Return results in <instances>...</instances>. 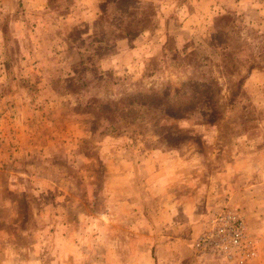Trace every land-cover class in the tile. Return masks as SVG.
I'll list each match as a JSON object with an SVG mask.
<instances>
[{
	"label": "rangeland",
	"instance_id": "rangeland-1",
	"mask_svg": "<svg viewBox=\"0 0 264 264\" xmlns=\"http://www.w3.org/2000/svg\"><path fill=\"white\" fill-rule=\"evenodd\" d=\"M263 2L216 0L222 36L207 53L190 41L208 35L188 15L196 0H0V264H187L161 254L162 226L138 204L172 166L161 151L220 177L213 206L244 213L259 249L247 264H264V91L248 76L264 70V15L238 17ZM144 37L149 59L133 61ZM202 72L236 103L214 128L137 104Z\"/></svg>",
	"mask_w": 264,
	"mask_h": 264
},
{
	"label": "crops",
	"instance_id": "crops-1",
	"mask_svg": "<svg viewBox=\"0 0 264 264\" xmlns=\"http://www.w3.org/2000/svg\"><path fill=\"white\" fill-rule=\"evenodd\" d=\"M196 1L198 6L195 9L192 8L188 15L191 19L196 18L198 22L199 20L200 22H206L208 35H204L203 37L202 34H200L198 38H194V36L197 37V34H195L194 36L190 35L186 38H194V41L192 39L190 41L195 43L200 52L210 53L213 49H216V41H220L222 36L220 28L216 26L218 14V11H216V0ZM205 1L208 2V6H203ZM242 7L243 5L239 8L238 17L245 15L244 18H248L250 16H255L256 14L258 16L260 14L264 15V2L258 7H254V5L250 4L252 10L248 11L249 15H247V13H242L244 12ZM199 12L202 14L198 15ZM200 17L202 19H200ZM158 18V27L160 28L159 25H161L162 16L160 15ZM162 22L164 24L163 29H166L167 20L165 19ZM184 26H186V23ZM181 30L182 32L177 38V41H188L185 39L183 33L184 29ZM149 33L153 34L152 32ZM122 42L124 44L125 42H127V44L129 43V41ZM130 42H133L134 46L126 50V53L133 58V61H135L136 58L138 62L141 60L144 62V60L149 59L148 56L151 54L150 50L153 46V41H149L147 37H144L143 41ZM160 45L164 44H161L160 42ZM237 49L236 52L234 51L236 55L234 58L237 60L238 58L245 57V52L239 47ZM248 61V57L246 56L243 64ZM240 71L242 72L241 69ZM229 75L234 76L231 74ZM241 76L242 74L239 75L238 78L236 76V80L239 81ZM248 76L250 78L257 76L256 79L252 80H256L258 87L264 91V70L253 69ZM159 156H163L162 158L164 159H167V157L173 158L172 163H170L172 166L169 167V170L167 169V165L164 167L167 173L166 176L165 172L159 174L164 177L165 182L162 184L163 179H159L158 195L154 190L147 194L145 192L143 197H140L138 204H144L145 201L146 204L152 208L155 218H157L158 223L162 226V236L165 240L160 246L161 254L163 253L168 259H171L172 257L176 262L180 261L187 264H198L202 261V256H198L194 246H191V244L194 239L204 231L206 222L211 217L212 211L217 209L213 206L215 203L213 199L217 197L218 193V191L215 192V190H218L219 188L212 182L221 181L220 177L216 174L205 175L204 173H201L205 169L198 165L199 162L191 160L186 163L182 162L181 164V161L177 160L176 153L161 151ZM170 161L171 160H169V162ZM182 165L184 166L183 170ZM140 170V172H144L149 170V168ZM130 175L132 174L128 173L126 178L128 191L131 189L129 184L131 180ZM149 181H152V177ZM178 248L181 249L180 252ZM174 250L176 251L175 256H172Z\"/></svg>",
	"mask_w": 264,
	"mask_h": 264
},
{
	"label": "trees",
	"instance_id": "trees-1",
	"mask_svg": "<svg viewBox=\"0 0 264 264\" xmlns=\"http://www.w3.org/2000/svg\"><path fill=\"white\" fill-rule=\"evenodd\" d=\"M188 79L189 81L182 83L179 89H175L178 90L177 94L179 95L175 96L167 92L166 89L170 88L169 86L161 91L147 89L141 94L143 98L137 104L143 108H153L163 115L172 114L176 119L189 122L194 121L199 116L202 125L206 124L212 128L216 127L224 111L235 109V102V104L226 103L223 97L222 101L224 103L220 104V97H215V94L212 95V91L216 89V86L210 80L208 81L205 72H202L197 80L192 79L190 76ZM131 104L134 105L135 101H131ZM99 111H101V108L96 109L94 107L91 109L94 121ZM106 113L112 112H108L107 109L102 111V115Z\"/></svg>",
	"mask_w": 264,
	"mask_h": 264
},
{
	"label": "built area",
	"instance_id": "built-area-1",
	"mask_svg": "<svg viewBox=\"0 0 264 264\" xmlns=\"http://www.w3.org/2000/svg\"><path fill=\"white\" fill-rule=\"evenodd\" d=\"M193 246L198 254L217 257L227 264H247L259 254L246 216L239 208L230 205L212 211Z\"/></svg>",
	"mask_w": 264,
	"mask_h": 264
}]
</instances>
